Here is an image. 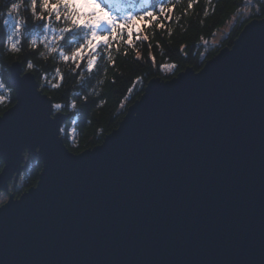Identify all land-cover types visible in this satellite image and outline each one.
Wrapping results in <instances>:
<instances>
[{
  "label": "water",
  "instance_id": "1",
  "mask_svg": "<svg viewBox=\"0 0 264 264\" xmlns=\"http://www.w3.org/2000/svg\"><path fill=\"white\" fill-rule=\"evenodd\" d=\"M9 73L0 264H264V15L199 71L151 78L118 126L79 153L35 75L19 62ZM25 154L41 170L15 196Z\"/></svg>",
  "mask_w": 264,
  "mask_h": 264
},
{
  "label": "trees",
  "instance_id": "2",
  "mask_svg": "<svg viewBox=\"0 0 264 264\" xmlns=\"http://www.w3.org/2000/svg\"><path fill=\"white\" fill-rule=\"evenodd\" d=\"M160 2L113 0V5L109 4L108 8L120 16L122 13H139L149 7L155 8ZM12 3L21 7L9 13ZM29 4L30 0L0 2V77L7 83V88L0 90V115L15 103L9 66L19 62L23 72L30 71L35 75L38 88L53 104H67L71 99L77 101L76 109L64 108L61 111L65 119L60 127L64 129L60 135L65 145L74 153L100 144L118 126L128 107L141 96L151 78L158 76L167 80L186 67L199 71L220 48L231 46L248 21L264 15V0H171L169 7L174 11L164 29L156 26L145 29L144 34L149 40L137 42L134 47L120 45L119 51L112 52L115 67L106 64V74L101 70L91 79L85 76L86 83L82 86L80 79L68 75V66L60 61L59 56L50 55L44 46L32 45V39L42 38L45 30L42 23L35 21L31 15ZM16 19H24L25 25L19 37L20 50L13 52L7 36L12 32V21ZM224 26H227V30L223 36L217 42H212L215 33ZM81 38L82 33H77L75 39ZM71 39L64 42L66 53L75 46L70 45ZM28 61L33 64L31 69L26 66ZM173 65L176 67L173 68ZM57 69L64 76L62 83L57 78ZM44 76L47 80L43 79ZM57 84L60 85L58 89L54 87ZM85 95L88 96L87 105L82 101ZM53 112L56 110L53 109ZM25 158L29 160L28 167L20 173L15 183L9 182V192L15 196L34 186L41 170V162L37 158L32 159L28 154H25ZM2 196L6 197L7 193L0 191V200Z\"/></svg>",
  "mask_w": 264,
  "mask_h": 264
},
{
  "label": "snow or ice",
  "instance_id": "3",
  "mask_svg": "<svg viewBox=\"0 0 264 264\" xmlns=\"http://www.w3.org/2000/svg\"><path fill=\"white\" fill-rule=\"evenodd\" d=\"M170 3L171 0H161L155 8L149 7L139 13L127 12L117 16L108 8L109 4L113 5V0H30L28 8H30L31 15L35 21L42 23L45 30L42 38H33L31 43L34 47L37 45L46 47L50 55L59 56L60 61L68 66V75L80 79L83 86L86 83L85 76L91 79L101 70L106 74V64L115 67L112 52L119 51L120 45L134 47L137 42L149 40V37L144 34L145 29L153 26L164 29L165 23L170 21L174 11L169 7ZM20 7V4L12 3L9 13L17 11ZM12 25L13 29L7 36V41L10 49L16 52L20 50L19 37L25 20L16 19L12 21ZM77 33H82L80 40L75 39ZM69 38H72L69 41L70 45L75 46L66 53L63 45ZM183 50L181 48V52ZM137 56L139 57V54ZM152 62H155L154 58ZM26 66L31 69L33 64L28 61ZM175 67L173 65V68ZM56 73L62 83L63 74L59 69ZM28 79L30 77L27 75L22 78V80ZM43 79L47 80V77L44 76ZM54 87L58 89L60 85L57 84ZM5 88H7V83L0 77V90ZM132 90L129 89V91ZM20 92L21 90L17 88L18 96ZM37 99H40L38 94ZM82 101L87 105L88 96H83ZM22 103L24 100L18 99L16 107H20ZM48 103L47 111L49 112L53 109L59 113L64 108H77L75 99L69 100L67 104H53L51 101ZM14 109L16 108L12 110ZM9 114H5L2 118L7 119ZM50 123H55V121H50ZM57 131H64V129L58 128ZM32 147L35 149L36 145L33 144ZM43 147L44 145L41 144L40 149L43 150Z\"/></svg>",
  "mask_w": 264,
  "mask_h": 264
},
{
  "label": "rangeland",
  "instance_id": "4",
  "mask_svg": "<svg viewBox=\"0 0 264 264\" xmlns=\"http://www.w3.org/2000/svg\"><path fill=\"white\" fill-rule=\"evenodd\" d=\"M226 30H227V26L222 27L220 30H218L215 33V35H214V37L212 38L211 41L214 42V43L217 42L221 38V36H223V34L225 33ZM2 198H3V196H2ZM6 199H7V196L4 197L3 199H1L0 200V204L3 203L4 201H6Z\"/></svg>",
  "mask_w": 264,
  "mask_h": 264
}]
</instances>
